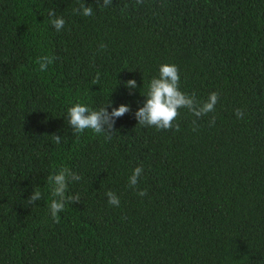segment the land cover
I'll list each match as a JSON object with an SVG mask.
<instances>
[{"label":"trees","instance_id":"1","mask_svg":"<svg viewBox=\"0 0 264 264\" xmlns=\"http://www.w3.org/2000/svg\"><path fill=\"white\" fill-rule=\"evenodd\" d=\"M165 63L191 105L160 130L136 113ZM0 264H264V0H0Z\"/></svg>","mask_w":264,"mask_h":264},{"label":"clouds","instance_id":"2","mask_svg":"<svg viewBox=\"0 0 264 264\" xmlns=\"http://www.w3.org/2000/svg\"><path fill=\"white\" fill-rule=\"evenodd\" d=\"M142 2V0H138ZM111 0H105V4H110ZM83 7V5H81ZM102 7V6H101ZM93 13V8L91 6L83 7V15L91 16ZM57 31H60L65 24V20L60 18L53 21ZM104 45H101L103 48ZM46 60L47 65L53 63V57H40L37 60V63L40 65V70L44 71L47 69V66L42 61ZM98 79V77H97ZM180 75L179 69L175 64H162L159 67V76L151 79L150 90L147 92L149 99L144 108H141L139 112L136 113L139 118V124L145 126H154L157 129H171L173 127V121L178 117V109L184 108L185 106L191 105V100L186 98V94L179 89ZM129 87H135L136 81H128ZM218 93L213 92L209 96V100L204 104L201 111L196 112V115L207 114L214 111L215 105L218 101ZM129 111L128 106L122 105L118 109L113 110L111 113L112 116L119 117L125 112ZM86 115V113H89ZM67 115L70 117V123L74 126V129L77 133H82L86 129H91L95 133H102V123H107L110 119L109 114L105 108H100L97 110H91L87 105L82 103H75L67 109ZM237 118H243V111L241 109H236ZM215 118L210 123L214 124ZM176 130H179V125L177 124ZM54 138L57 143L60 142L59 137L54 135ZM67 169H65L66 171ZM142 167L138 166L134 169L133 175L130 180V187H134L137 184V177H140L142 174ZM51 179V177H49ZM80 179V177H76ZM55 181L58 187L55 188L53 195L59 196V200H51L49 211L52 218L59 222V216L57 215L65 207V188L66 180L63 173L55 176ZM106 195L109 197L108 203L114 206H119L118 197L112 192L108 191ZM138 195H146V190H140ZM41 194L39 191L35 193L28 199L29 204L39 200ZM68 201L74 202L79 200V196L69 197Z\"/></svg>","mask_w":264,"mask_h":264}]
</instances>
